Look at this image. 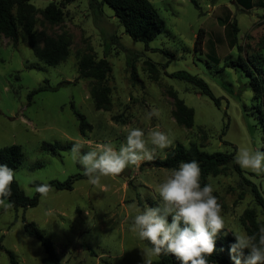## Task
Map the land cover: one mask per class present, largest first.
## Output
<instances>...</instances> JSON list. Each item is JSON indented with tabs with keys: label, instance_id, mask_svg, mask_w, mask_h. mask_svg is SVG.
Masks as SVG:
<instances>
[{
	"label": "rangeland",
	"instance_id": "rangeland-1",
	"mask_svg": "<svg viewBox=\"0 0 264 264\" xmlns=\"http://www.w3.org/2000/svg\"><path fill=\"white\" fill-rule=\"evenodd\" d=\"M30 1L38 9L61 2ZM91 2L68 4L63 22L57 25H49L37 15L39 36L57 37L63 32L71 36L70 56L58 66L39 61L22 31L17 45L4 37L0 42V148L21 147L24 159L15 169V179L27 196L37 195L33 190L36 182H65L83 175L70 153L74 142L85 145L82 151L102 142L119 148L127 127H139L146 135L154 128L167 132L173 144L156 149L154 157L159 159L179 143L186 147L194 143L208 153L237 152L241 146L264 151V128L254 110L250 78L230 65L243 56L264 67V0H253L250 10L237 0H150L165 29L148 44L132 40L109 6L104 5L103 13L98 14ZM200 29L205 31V39L197 51ZM85 54L105 58L112 67L106 82L111 88V111L95 108L90 96L95 81L79 78L78 62ZM179 71L202 78L221 106L191 83L171 77ZM47 84L51 89L33 93ZM171 91L194 110L192 128L174 119ZM153 108L159 110V116L149 118L147 113ZM75 112L92 126L84 136ZM44 144L64 145L66 150L52 154ZM147 162L130 165L118 176L103 177L97 186L83 175L72 190L52 188L47 197L39 196L35 207L0 206V264H11L6 251L14 253L18 264H45L44 249L26 235L25 222L35 223L51 239L60 264H144L141 248L147 246L130 230L137 209L128 206L135 203L140 210L157 207L160 197L156 189L170 171ZM242 170L264 198V174ZM208 183L222 206L226 233H247L248 209L264 222L261 207L250 187L240 184L233 165L223 175L201 178L202 187ZM168 220L171 222V216Z\"/></svg>",
	"mask_w": 264,
	"mask_h": 264
},
{
	"label": "trees",
	"instance_id": "trees-1",
	"mask_svg": "<svg viewBox=\"0 0 264 264\" xmlns=\"http://www.w3.org/2000/svg\"><path fill=\"white\" fill-rule=\"evenodd\" d=\"M77 0H61L60 3L51 2L44 9L36 8L30 0H0V42L4 37L9 39L13 45H17L19 34L22 31L26 37L28 44L35 57L42 63L49 66H58L64 63L70 56L72 39L66 32L61 33L57 37L39 36L35 27L37 24V15L40 14L44 22L49 25H57L63 22L65 13L63 9L72 2ZM90 3L98 14L103 13L102 7L109 6L118 18L120 25L124 28L125 33L134 41L148 44L155 40L165 29V22L159 15L156 8L150 0H93ZM244 8L250 10L253 7V0H237ZM234 35L237 36L238 27L236 22L232 24ZM205 39V31L200 29L196 41L195 49L201 50ZM239 51L243 49L239 46ZM260 56V55H259ZM264 61V59L262 60ZM229 64V63H228ZM231 66L239 67L249 78V86L253 91L254 110L259 115L260 123L264 128V67L255 65L250 58L239 56L234 62H230ZM153 70L157 72L155 66ZM79 78L91 79L95 81L90 90V96L97 110L111 111L112 99L111 88L106 84L112 67L107 59H96L92 54L83 55L78 62ZM135 75V74H134ZM135 77V76H134ZM171 77L184 80L191 83L201 94L210 97L215 104L220 107L221 100L216 98L208 84L200 77L192 75L186 71H179L171 74ZM157 75L155 79H157ZM48 83V82H47ZM70 83V82H66ZM51 89L47 84L41 86L33 93ZM170 95L174 100L175 110L173 117L176 122L186 128L194 126L195 112L180 99L176 92L171 91ZM79 123V131L81 135L92 129L91 124L86 120L85 116L75 112ZM46 151L56 154L58 150H66V146L60 144H44ZM236 150L232 152H215L208 153L199 148L198 145L192 143L189 147L183 144H177L176 147L167 154L164 159L154 157L153 160L147 162L156 168L171 170L177 168L181 161L188 162L196 160L199 162L202 175L205 179L208 176L217 177L223 175L228 168L233 165V169L240 179L242 186L250 187V191L254 197L256 204L261 207L264 214V198L262 197L256 184L251 182L244 175V171L234 162ZM24 159V154L20 146L11 145L0 148V164H7L13 169L20 167ZM83 175L72 176L65 182L52 181L49 184L57 190H72L74 182L82 178ZM40 184L34 183V186ZM12 195L8 198L13 203V208L27 209L35 207L39 203V194L34 197L27 196L22 190L17 180L11 185ZM248 225L247 234H258L259 227L264 224L256 218V213L252 209L245 212ZM25 233L29 238L38 240L45 252V264H60L59 256L51 239L41 233L37 225L33 222L24 223ZM223 230L216 238V249L212 256L208 257L209 264H233L230 256V245L235 243V236L226 233ZM145 245L150 246L147 241ZM90 250V247L86 245ZM245 255L248 250L245 249ZM11 264H18L12 251H6ZM94 254V251L91 250ZM95 255V254H94ZM153 264H180L174 255L162 254Z\"/></svg>",
	"mask_w": 264,
	"mask_h": 264
},
{
	"label": "clouds",
	"instance_id": "clouds-1",
	"mask_svg": "<svg viewBox=\"0 0 264 264\" xmlns=\"http://www.w3.org/2000/svg\"><path fill=\"white\" fill-rule=\"evenodd\" d=\"M147 116L158 117L159 110L153 108ZM172 144L169 134L159 128L149 130L146 135L139 127H127L125 140L119 148L102 142L82 151L85 145L74 142L70 153L73 161L82 167L87 182L97 186L103 177L118 176L130 165L139 166L145 160H153L156 149L163 150ZM234 162L256 175L264 174V151L241 146ZM16 175L15 169L0 164V206L5 209L13 206L8 198L12 195L11 185ZM201 175L198 161H181L159 183L156 191L160 203L157 207L146 206L140 210L135 203L128 206L137 209L130 230L150 245L141 248L144 264H153L162 254L174 255L180 264H209L208 257L216 249V238L225 230V220L222 206L213 195L212 184L202 187ZM33 190L44 198L53 189L44 182ZM233 234L235 243L230 245L233 264H264V224L259 227L258 234Z\"/></svg>",
	"mask_w": 264,
	"mask_h": 264
}]
</instances>
